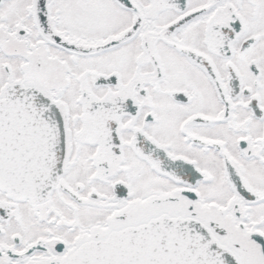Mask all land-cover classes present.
<instances>
[{"label": "snow or ice", "instance_id": "obj_1", "mask_svg": "<svg viewBox=\"0 0 264 264\" xmlns=\"http://www.w3.org/2000/svg\"><path fill=\"white\" fill-rule=\"evenodd\" d=\"M0 264H264V0H0Z\"/></svg>", "mask_w": 264, "mask_h": 264}]
</instances>
